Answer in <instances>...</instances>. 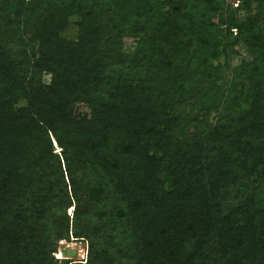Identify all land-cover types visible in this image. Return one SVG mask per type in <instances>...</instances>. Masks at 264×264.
<instances>
[{
    "label": "trees",
    "instance_id": "obj_1",
    "mask_svg": "<svg viewBox=\"0 0 264 264\" xmlns=\"http://www.w3.org/2000/svg\"><path fill=\"white\" fill-rule=\"evenodd\" d=\"M0 264H264V0H0Z\"/></svg>",
    "mask_w": 264,
    "mask_h": 264
},
{
    "label": "rangeland",
    "instance_id": "obj_2",
    "mask_svg": "<svg viewBox=\"0 0 264 264\" xmlns=\"http://www.w3.org/2000/svg\"><path fill=\"white\" fill-rule=\"evenodd\" d=\"M59 37L68 40L74 39L76 37L74 27L69 26ZM131 49L132 42L130 40H125L124 51L130 52ZM97 114L98 107L95 105L77 104L73 109V116L77 119H96ZM213 115V113L209 112L206 114V118L210 119ZM69 213L70 209L67 211V214ZM85 254L86 246L83 241H58L55 252L52 254V258L56 262L62 259H67L71 262H84Z\"/></svg>",
    "mask_w": 264,
    "mask_h": 264
},
{
    "label": "built area",
    "instance_id": "obj_3",
    "mask_svg": "<svg viewBox=\"0 0 264 264\" xmlns=\"http://www.w3.org/2000/svg\"><path fill=\"white\" fill-rule=\"evenodd\" d=\"M227 5H231L232 7H237L239 4V0H224Z\"/></svg>",
    "mask_w": 264,
    "mask_h": 264
}]
</instances>
